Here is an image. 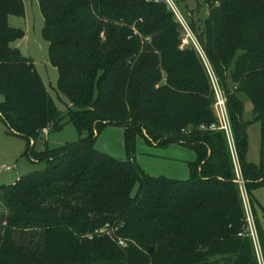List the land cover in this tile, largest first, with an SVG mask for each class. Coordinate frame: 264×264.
Instances as JSON below:
<instances>
[{"label": "trees", "instance_id": "trees-1", "mask_svg": "<svg viewBox=\"0 0 264 264\" xmlns=\"http://www.w3.org/2000/svg\"><path fill=\"white\" fill-rule=\"evenodd\" d=\"M39 4L68 105L58 109L35 63L12 46L25 32L9 17L25 15L24 1L0 0V120L27 140V155L48 162L0 186V264H260L212 77L254 210L264 167L247 160L248 128L260 124L264 145V0H206L202 32L190 26L208 66L193 46L181 48L183 29L164 3ZM66 123L78 142L34 152L44 132ZM108 126L124 128L126 160L96 149ZM138 137L194 150L190 178L147 174L133 152Z\"/></svg>", "mask_w": 264, "mask_h": 264}, {"label": "rangeland", "instance_id": "rangeland-1", "mask_svg": "<svg viewBox=\"0 0 264 264\" xmlns=\"http://www.w3.org/2000/svg\"><path fill=\"white\" fill-rule=\"evenodd\" d=\"M25 15L23 17L10 16L9 25L25 32V36L12 44L23 56L31 59L44 81L50 96L59 110H67L68 100L58 91L59 73L50 62V45L43 37L45 21L40 10L39 0H23ZM177 7L185 16L189 25L193 23L197 32H202L204 22L209 14L206 0H174ZM192 29V28H191ZM193 30V29H192ZM196 35V33L194 32ZM208 66L207 59L205 60ZM214 86V84H213ZM216 103L215 114L219 121L225 124L223 118V107L218 101L215 92ZM3 97L0 95V102ZM252 104L246 103L247 116L251 113ZM249 146L247 160L258 166L264 167V145L261 141V126L259 123L251 124L248 128ZM76 127L66 123L62 130L50 131L43 134L37 141L34 152L36 154L59 148L61 146L76 143L80 140ZM96 149L120 160L127 159L125 147L124 128L108 126L100 134ZM28 142L20 136L8 133V128L0 120V186L15 184L22 176L29 173L44 170L48 167L46 160L37 161L34 157L27 155ZM136 162L150 176L167 177L175 180H188L191 176L190 165L197 161V154L194 150L180 145L172 144L168 147L150 146L142 137L136 138L134 150ZM14 167L12 171L6 172L1 167ZM254 218L255 248L263 264L262 250L258 240L256 218L264 231V186L254 191V210L250 202ZM255 212V213H254Z\"/></svg>", "mask_w": 264, "mask_h": 264}, {"label": "built area", "instance_id": "built-area-1", "mask_svg": "<svg viewBox=\"0 0 264 264\" xmlns=\"http://www.w3.org/2000/svg\"><path fill=\"white\" fill-rule=\"evenodd\" d=\"M155 1L166 4L168 9L174 14V17L177 20V22L181 25L183 29V34H182V39H181V48L184 49V48L193 46L200 53V55L205 61L206 56L203 51V48L201 47L196 35L194 34V31L191 29V26L187 22L185 16L180 11V9L177 7L175 1L174 0H155ZM212 79H213V84H214L215 92L217 94L218 101L220 102L221 107H223L222 111H223V118H224L225 124L220 121V129L226 132V135L228 138V142H229V146H230V150L232 154V159H233L234 166H235L236 182L238 183L239 188H240L242 202H243V206H244V210L246 214L247 231L249 232L253 240L256 241L252 208L250 205L249 195L246 190L245 182L242 176V171H241V167L239 164V160H238V156H237V152L235 148L232 130H231V126H230V122L228 119L227 110L225 106V99L222 97V94L216 83V80L213 77ZM1 169H3L6 172H9V171H12L14 167L5 166V167H1ZM120 245L125 246L123 241H120Z\"/></svg>", "mask_w": 264, "mask_h": 264}, {"label": "crops", "instance_id": "crops-1", "mask_svg": "<svg viewBox=\"0 0 264 264\" xmlns=\"http://www.w3.org/2000/svg\"><path fill=\"white\" fill-rule=\"evenodd\" d=\"M49 131H46V132H44V134H47ZM153 146H155V145H153Z\"/></svg>", "mask_w": 264, "mask_h": 264}]
</instances>
